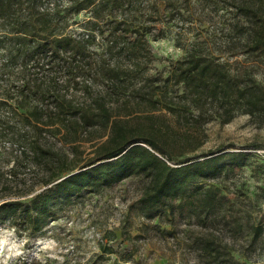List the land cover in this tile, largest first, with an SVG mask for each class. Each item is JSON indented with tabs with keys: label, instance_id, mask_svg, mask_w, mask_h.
I'll return each instance as SVG.
<instances>
[{
	"label": "trees",
	"instance_id": "obj_1",
	"mask_svg": "<svg viewBox=\"0 0 264 264\" xmlns=\"http://www.w3.org/2000/svg\"><path fill=\"white\" fill-rule=\"evenodd\" d=\"M171 32L183 53L159 68L151 40ZM217 33L223 48L211 43ZM239 54L264 56L262 0H0V106L9 108L0 120L22 124L0 172L30 191L42 184L2 199L0 224L36 239L75 200L135 178L142 187L126 216L136 210L170 234L184 222V247L207 264H246L240 248L190 227L242 226L211 179L249 151L194 158L206 124L264 114V83L228 60ZM117 230L130 236L125 221L105 229V252Z\"/></svg>",
	"mask_w": 264,
	"mask_h": 264
},
{
	"label": "rangeland",
	"instance_id": "obj_2",
	"mask_svg": "<svg viewBox=\"0 0 264 264\" xmlns=\"http://www.w3.org/2000/svg\"><path fill=\"white\" fill-rule=\"evenodd\" d=\"M85 16L83 12L77 14V22L69 28L76 33L82 31L81 22ZM151 43L156 55L162 58L157 63L159 68L166 63V59L183 53V48L175 42L173 32L151 40ZM211 43L215 48L225 45L218 33L215 42ZM228 60L231 67L246 69L257 81L264 83V56L239 54ZM4 109L9 108L1 105L0 113ZM21 126L20 117L16 114L7 120H0V171L13 162L14 152L20 146L8 139ZM204 129L202 145L194 152L198 153L195 159L225 152L239 153L253 146L264 149V114L238 113L222 125L208 123ZM49 141L53 143L52 138ZM248 153L241 164L231 165L211 179L231 197L233 213L239 215L241 228L210 234L211 228L196 226L194 222L190 227L203 232L206 237L219 235L225 242L240 248L242 252L234 250L233 254L246 264H264V227L256 229L252 226V223H264V150ZM179 158L175 156L174 160ZM20 171L29 175L27 168ZM17 175L19 179L21 174ZM6 180L8 184L0 188V201L10 196L24 197L25 193L29 196L42 185L41 182L36 183L30 191L28 186L16 184L14 178L0 172V185ZM141 187L142 181L125 179L106 187L100 194H86L65 208L62 215L51 221L46 226L47 231L36 239L17 235L8 223L0 224V264H21V260H25V264H207L195 248L184 247L182 241L186 223L180 221L177 231L170 234L160 231L136 210L126 216L128 204L140 194ZM121 221H125L130 236L123 237L117 230V237L107 243L114 251L105 252L101 246L105 241V229L119 225Z\"/></svg>",
	"mask_w": 264,
	"mask_h": 264
},
{
	"label": "built area",
	"instance_id": "obj_3",
	"mask_svg": "<svg viewBox=\"0 0 264 264\" xmlns=\"http://www.w3.org/2000/svg\"><path fill=\"white\" fill-rule=\"evenodd\" d=\"M246 151H253V152H257V151H261V150H264V149H261V148H248V149H244Z\"/></svg>",
	"mask_w": 264,
	"mask_h": 264
}]
</instances>
